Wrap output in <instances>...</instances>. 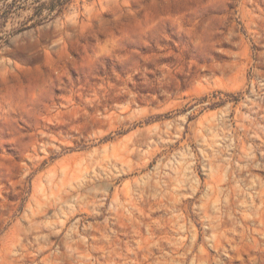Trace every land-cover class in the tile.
<instances>
[{
  "label": "rangeland",
  "instance_id": "374dc122",
  "mask_svg": "<svg viewBox=\"0 0 264 264\" xmlns=\"http://www.w3.org/2000/svg\"><path fill=\"white\" fill-rule=\"evenodd\" d=\"M0 264H264V0H0Z\"/></svg>",
  "mask_w": 264,
  "mask_h": 264
},
{
  "label": "trees",
  "instance_id": "16d2710c",
  "mask_svg": "<svg viewBox=\"0 0 264 264\" xmlns=\"http://www.w3.org/2000/svg\"><path fill=\"white\" fill-rule=\"evenodd\" d=\"M61 12V11H60Z\"/></svg>",
  "mask_w": 264,
  "mask_h": 264
}]
</instances>
